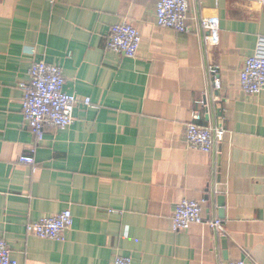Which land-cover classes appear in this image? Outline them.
I'll return each mask as SVG.
<instances>
[{"label": "crops", "instance_id": "0c3cea01", "mask_svg": "<svg viewBox=\"0 0 264 264\" xmlns=\"http://www.w3.org/2000/svg\"><path fill=\"white\" fill-rule=\"evenodd\" d=\"M158 3L0 0V239L17 264H264V93L240 86L264 2L191 0L190 33L160 28ZM212 17L216 46L200 25ZM123 22L141 34L136 59L106 50ZM39 61L60 67L80 100L74 123L42 141L25 125L21 90ZM195 112L216 129L211 153L186 144ZM184 199L222 228L173 232ZM66 210L65 241L27 235L28 223Z\"/></svg>", "mask_w": 264, "mask_h": 264}, {"label": "built area", "instance_id": "2783aa9c", "mask_svg": "<svg viewBox=\"0 0 264 264\" xmlns=\"http://www.w3.org/2000/svg\"><path fill=\"white\" fill-rule=\"evenodd\" d=\"M252 1V0H249ZM263 1L264 0H259ZM191 0H159L157 5V25L177 33H190L188 25ZM203 30L208 33V40L213 45L219 44L220 21L216 17L200 20ZM141 34L129 23L123 22L112 27L106 50L126 59H136L141 48ZM217 80H215L216 82ZM66 80L62 69L45 61L33 62L29 69V80L21 85L22 114L28 130L42 141L48 127L66 130L74 123V111L80 100L76 95L65 92ZM240 86L246 95L264 93V36L257 40L255 53L245 61L240 74ZM83 104L91 105L90 99ZM202 115L195 112L186 125L185 141L190 149L203 153L213 151L216 129L198 124ZM19 162L33 165L31 156L19 157ZM73 215L66 210L55 216L28 223L26 233L29 236L50 241H65L66 233L73 226ZM207 225L219 230V219L206 221L202 204L184 199L174 209L172 230L175 233L188 231L194 225ZM0 264H17L12 258L8 245L0 239ZM113 264H132L129 257L117 256ZM231 264H246L239 261Z\"/></svg>", "mask_w": 264, "mask_h": 264}, {"label": "water", "instance_id": "95a60500", "mask_svg": "<svg viewBox=\"0 0 264 264\" xmlns=\"http://www.w3.org/2000/svg\"><path fill=\"white\" fill-rule=\"evenodd\" d=\"M218 204H219V207L223 208V204H224V198L223 197L218 198Z\"/></svg>", "mask_w": 264, "mask_h": 264}]
</instances>
